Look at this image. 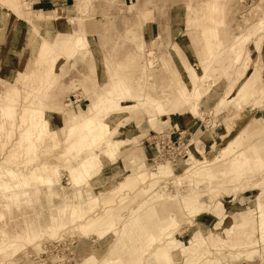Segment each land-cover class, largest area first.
Segmentation results:
<instances>
[{
	"label": "rangeland",
	"instance_id": "obj_1",
	"mask_svg": "<svg viewBox=\"0 0 264 264\" xmlns=\"http://www.w3.org/2000/svg\"><path fill=\"white\" fill-rule=\"evenodd\" d=\"M39 1L0 0V264L58 240L71 264H264V0ZM108 98L133 105L120 135L70 129Z\"/></svg>",
	"mask_w": 264,
	"mask_h": 264
},
{
	"label": "bare ground",
	"instance_id": "obj_2",
	"mask_svg": "<svg viewBox=\"0 0 264 264\" xmlns=\"http://www.w3.org/2000/svg\"><path fill=\"white\" fill-rule=\"evenodd\" d=\"M42 15V14H40ZM32 19V18H31ZM57 19L60 20V17L57 16ZM33 20V19H32ZM28 22L29 19L27 20ZM2 34V33H1ZM234 54V53H233ZM144 87H140L139 89H141ZM181 89V88H180ZM147 90V89H146ZM196 90V89H195ZM140 91V90H138ZM137 91V92H138ZM110 92V91H109ZM107 93V92H106ZM111 93V92H110ZM145 93V92H144ZM147 93V91H146ZM145 93V94H146ZM196 93V92H195ZM112 94V93H111ZM194 94V92H193ZM202 94V93H201ZM136 96V95H135ZM163 96V95H162ZM202 96V95H201ZM137 97V96H136ZM143 97V96H142ZM195 97V96H194ZM124 98V97H123ZM131 99H135L134 96H131L130 97ZM144 98V97H143ZM148 98V97H147ZM125 99V98H124ZM161 99V98H160ZM121 99H114V98H108L107 99V105L105 107H102V104H103V101L99 100V101H94L92 102V104L89 106V109L87 111V113H83V114H87V116L85 115V118L83 119L82 122H78L74 125H72L70 127V129L73 131L75 128H78L79 126L82 127V128H85V129H88L90 130V132H88L87 135H85V137H87L88 135H93V137H96L98 135H107L109 137L110 134H119L120 135V132H121V128H118L117 129V124L122 122V121H125V119L127 118H130L129 116V109L130 108H125L121 105V102H120ZM143 101V100H141ZM154 101V100H153ZM143 104V102H142ZM177 105L174 104V107H176ZM101 110H104L105 113H108L110 114L105 121H96L95 118L97 117V115L101 112ZM184 113V112H182ZM182 113L179 114L180 116H182ZM77 117V116H76ZM79 118V117H78ZM83 118V117H82ZM108 120L110 122H108ZM76 121V120H75ZM126 122V121H125ZM110 123L113 125V126H110ZM124 123V122H123ZM43 129V132L45 131L46 129V123L44 121V126L42 127ZM28 135V134H27ZM29 136V135H28ZM106 137V136H105ZM107 138V137H106ZM234 144L238 145L240 144L239 141H235ZM31 146V145H29ZM120 143L118 141H115V140H111V139H108L107 138V141H106V146L103 148V152H102V155H110V156H117L118 153L120 152ZM239 152V151H238ZM240 155L243 157L242 159H245L247 156H246V153L245 151H240L239 152ZM140 156V155H137V157ZM97 159V154H91L89 156H87L86 158H84V160L80 163V166L79 167H72V171L74 172V178L75 180H80V178H82L83 176V173H84V170H86V168L88 166H92L91 164ZM133 160V158L131 159ZM147 164H143L142 166L140 167H143V166H146ZM169 165V164H168ZM164 167V166H163ZM166 167V166H165ZM178 168V167H177ZM174 169L171 168H160V173L161 174H164V173H167V172H172ZM174 172V171H173ZM8 175H13L12 172L10 173H7ZM45 174V173H44ZM45 177V175H44ZM51 177V176H50ZM40 178L43 180V181H47L49 182L50 180H46V178H43L41 175H40ZM9 183V182H8ZM8 183L5 182V187L8 186ZM53 183V182H52ZM51 184V183H50ZM49 185V184H47ZM81 211V210H80ZM77 212V211H76ZM75 212V213H76ZM109 217V216H107ZM106 217V218H107ZM113 217V216H112ZM132 217V216H131ZM106 220V219H105ZM103 220L105 223L107 221ZM107 220H110L107 218ZM103 222V224H104ZM101 225H102V222H100ZM109 223V222H108ZM111 223V222H110ZM108 225V224H107ZM161 235V234H160ZM162 236V235H161ZM160 237V236H158ZM156 237V238H158ZM170 236H168L169 238ZM167 238V239H168ZM149 243V242H148ZM159 250V249H158ZM160 251V250H159Z\"/></svg>",
	"mask_w": 264,
	"mask_h": 264
},
{
	"label": "crops",
	"instance_id": "obj_3",
	"mask_svg": "<svg viewBox=\"0 0 264 264\" xmlns=\"http://www.w3.org/2000/svg\"><path fill=\"white\" fill-rule=\"evenodd\" d=\"M77 3H80L81 4V8H82V6H83V2H82V0H77L76 1ZM38 4H41V5H43V6H47V5H49L50 3H48L47 1H44V0H42V1H39L38 2ZM77 4H76V7H73V6H68V7H66V9H68V10H73V11H75V12H77ZM43 10H45V9H43ZM63 10V9H62ZM65 15V14H64ZM64 15H63V17H64ZM63 17H62V19H63ZM254 27V26H253ZM59 34H62L61 32H59ZM58 35V34H57ZM144 36L145 37H151L152 36V30L150 29V28H145V30H144ZM177 48V51H178V53L179 54H181V55H183L182 56V58H183V60L184 61H186L189 65H192L190 62H189V60H188V57L186 56L187 54L182 50V49H180V47L179 46H177L176 47ZM227 48H229V55H231L230 53H232V52H234V49H236V50H239V47L237 48V45H236V42H235V40H234V38H233V40L231 41V43L227 46ZM243 50H247L248 51V49L246 48L245 49V47H243ZM247 53V52H246ZM206 54H207V50H202L199 54H198V57H199V59H198V64H210V66H209V68L208 69H206L205 71L206 72H209L210 70L212 71V73H215V72H217L218 71V69L217 68H215V67H211L212 66V63L216 60L215 58H214V60H211V58H209V57H207L206 56ZM216 56V55H215ZM250 56V53L248 52V55L247 56H244V57H249ZM214 57V56H213ZM237 57V53L236 52H234V54L231 56V58H230V60H231V62L229 61V59H227V60H225V64L226 65H223L224 66V68H223V71L225 72L227 69H229L230 68V65H231V67L234 69V68H236V62H234L235 61V58ZM61 58H58V60H57V62H56V64L58 63V61L60 60ZM206 61V62H205ZM55 64V65H56ZM244 67H247V66H245L244 65ZM212 68V69H211ZM245 69V68H244ZM257 71V72H256ZM255 72H254V74L253 75H251V76H249L248 77V79L245 81V86L247 87V89H249L251 86H252V83L254 82V81H256V80H258L259 79V76L258 75H260L259 74V69H257ZM243 76V74L241 73L240 75H239V79H238V81H240V78ZM237 80L235 81V83L236 82H238ZM234 82V81H233ZM235 83H233V85L235 84ZM232 87H230V90L232 91ZM17 91L19 92L20 90H19V88L17 89ZM28 91H30V89L28 90ZM39 97V96H38ZM38 99H41V100H39V101H43L44 102V100L42 99V98H38ZM224 101V100H223ZM223 101L222 102H220V104L221 103H223ZM122 103V102H121ZM123 106V105H122ZM133 105H126V106H123V107H125V108H129V107H132ZM169 109H170V106H169ZM166 110H168V109H166ZM173 111H175V110H173ZM175 112H177V111H175ZM184 113H182V116H181V118H180V115L179 114H181V113H179L177 116L179 117L178 118V120L176 121V123H177V129H180L181 127H183V126H186V127H191L193 124H194V122H195V117H193V116H190L189 115V113L188 112H186L185 110L183 111ZM191 114V113H190ZM162 116H173V115H170V114H162ZM131 118H133L132 116H131ZM130 120H132V119H130ZM171 120H172V123H174L173 122V118H171ZM127 123L129 122V121H126ZM250 127H254L255 125L253 124V122L251 123V125H249ZM120 145H122V144H125V141H124V139H121L120 140ZM85 155V154H84ZM84 155H82V156H84ZM134 156H136V154L134 155H131L129 158H128V162H129V166H131L132 165V162H131V158H133ZM125 157H127V155L125 156ZM125 157H123V158H125ZM201 203V202H200ZM201 205H202V203H201ZM203 206V205H202ZM199 209H202L201 207H199ZM203 213H205V212H203ZM12 233V231H9L7 234L8 235H10Z\"/></svg>",
	"mask_w": 264,
	"mask_h": 264
},
{
	"label": "built area",
	"instance_id": "obj_4",
	"mask_svg": "<svg viewBox=\"0 0 264 264\" xmlns=\"http://www.w3.org/2000/svg\"><path fill=\"white\" fill-rule=\"evenodd\" d=\"M30 257L34 264H71L73 260V241L58 240L43 243L40 245L39 250L33 252Z\"/></svg>",
	"mask_w": 264,
	"mask_h": 264
}]
</instances>
